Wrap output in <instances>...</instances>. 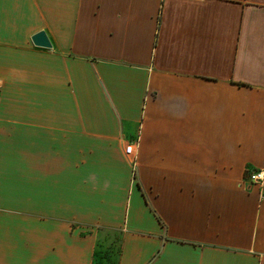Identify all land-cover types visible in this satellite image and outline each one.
<instances>
[{
  "label": "crops",
  "instance_id": "crops-1",
  "mask_svg": "<svg viewBox=\"0 0 264 264\" xmlns=\"http://www.w3.org/2000/svg\"><path fill=\"white\" fill-rule=\"evenodd\" d=\"M256 168L264 0H0V264H264Z\"/></svg>",
  "mask_w": 264,
  "mask_h": 264
},
{
  "label": "rangeland",
  "instance_id": "rangeland-1",
  "mask_svg": "<svg viewBox=\"0 0 264 264\" xmlns=\"http://www.w3.org/2000/svg\"><path fill=\"white\" fill-rule=\"evenodd\" d=\"M116 231H103L97 252V264H116L119 255L118 238Z\"/></svg>",
  "mask_w": 264,
  "mask_h": 264
},
{
  "label": "built area",
  "instance_id": "built-area-1",
  "mask_svg": "<svg viewBox=\"0 0 264 264\" xmlns=\"http://www.w3.org/2000/svg\"><path fill=\"white\" fill-rule=\"evenodd\" d=\"M125 152L127 156H131L134 154V144L129 143L126 148ZM248 178L251 181V183L256 185H264V168H256L249 170L248 172Z\"/></svg>",
  "mask_w": 264,
  "mask_h": 264
},
{
  "label": "water",
  "instance_id": "water-1",
  "mask_svg": "<svg viewBox=\"0 0 264 264\" xmlns=\"http://www.w3.org/2000/svg\"><path fill=\"white\" fill-rule=\"evenodd\" d=\"M32 40L34 44L38 46H43V47H51V41L47 35V33L44 30H41L37 32L36 34L33 35Z\"/></svg>",
  "mask_w": 264,
  "mask_h": 264
}]
</instances>
